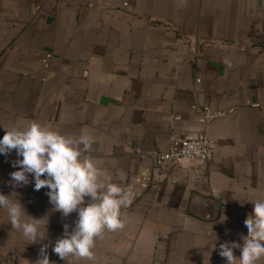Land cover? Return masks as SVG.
Segmentation results:
<instances>
[{"label": "crops", "instance_id": "crops-1", "mask_svg": "<svg viewBox=\"0 0 264 264\" xmlns=\"http://www.w3.org/2000/svg\"><path fill=\"white\" fill-rule=\"evenodd\" d=\"M194 106L223 114L207 124ZM32 121L90 132V154L137 194L94 260L64 261L52 244L76 214L52 212L45 188L13 189L16 154L0 156V192L49 214L47 239L27 244L0 209V264H35L44 243L51 264H225L219 245L264 198V0H0V126ZM201 131L210 162L138 153Z\"/></svg>", "mask_w": 264, "mask_h": 264}, {"label": "clouds", "instance_id": "clouds-1", "mask_svg": "<svg viewBox=\"0 0 264 264\" xmlns=\"http://www.w3.org/2000/svg\"><path fill=\"white\" fill-rule=\"evenodd\" d=\"M4 129L0 136V156L13 151L15 169L8 184L22 188L32 183L33 190L46 189L52 212L67 218L75 213L71 225L63 224L62 234L52 244V252L66 258L94 260L95 241L107 231L124 226L123 210L137 194L132 185L122 186L99 165L90 153L96 142L86 130L68 135L48 124L32 121L26 126ZM18 193L0 192V209L7 214V223L19 231L27 244L40 243L48 237L49 214L29 215L17 198ZM251 213L246 214L239 242L219 245L225 264H259L264 259V198L252 200ZM216 247V245H215ZM48 244H41L35 264H51ZM237 249L239 255L233 254Z\"/></svg>", "mask_w": 264, "mask_h": 264}, {"label": "built area", "instance_id": "built-area-1", "mask_svg": "<svg viewBox=\"0 0 264 264\" xmlns=\"http://www.w3.org/2000/svg\"><path fill=\"white\" fill-rule=\"evenodd\" d=\"M50 57L47 54L44 58L46 61ZM194 108L203 114L205 122L208 124L216 117L223 114V112H214L209 106ZM214 144L207 136L205 131H201L194 136L183 135L179 136L176 133L171 135V145L164 151H147L138 150L142 157H150L154 159L155 163L161 165L163 163L178 164L183 159L198 162H210L213 158Z\"/></svg>", "mask_w": 264, "mask_h": 264}]
</instances>
